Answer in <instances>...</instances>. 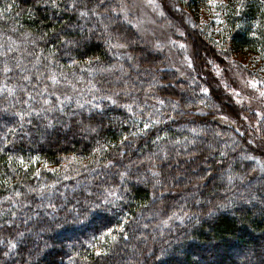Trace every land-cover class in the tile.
Wrapping results in <instances>:
<instances>
[{
    "label": "trees",
    "instance_id": "trees-1",
    "mask_svg": "<svg viewBox=\"0 0 264 264\" xmlns=\"http://www.w3.org/2000/svg\"><path fill=\"white\" fill-rule=\"evenodd\" d=\"M75 2L92 8L101 0ZM120 2L103 0L105 6L113 7ZM164 2L162 0L161 6ZM72 4L73 0H56L55 6L52 0H0V87L6 85L14 90L0 91V149H3L0 151V264H264V183L254 189L250 187L252 181L264 174L260 168L264 162L259 156L240 158L242 146L254 144L262 149L264 138L254 141L250 133L238 134L234 123L236 129L230 125L234 120L246 129L249 125L245 117H258L257 112L263 109L255 106V113V107L238 108L234 103L235 95L215 88L216 80L209 71H205L207 79L203 80L210 82L211 94L201 92L198 86L188 85L184 80L183 91L172 90L170 82L174 81V73L167 68L170 67L168 62L150 56L143 39L144 46L139 49L135 47L137 43H132L138 42L134 23L128 24L120 18L123 15L120 12L107 13L117 18L109 31L122 33L127 40L120 42L130 46L110 48L102 39L106 34L100 21L107 23L104 15L89 12L82 16ZM232 8L228 25L221 34V38L226 36L222 43L230 46L226 50L264 55L262 0H245V6L239 11ZM98 10L103 12L102 8ZM166 14L169 15L167 11ZM183 15L184 10H180L171 17L184 24ZM128 16H133L130 10ZM195 30L206 49L198 44L193 46L195 37L188 33L193 51L200 58L199 68L209 67L201 53L221 64L227 51L218 48L221 45L206 29L198 25ZM252 32L257 35L253 37ZM228 37L232 38L231 42H227ZM91 57H99V63L88 64ZM73 61L81 63L73 64ZM5 65L10 69L7 73L3 71ZM37 72L43 75L38 76ZM52 73L57 75L58 84L47 79ZM26 75L29 80L24 79ZM153 76L160 82L156 83ZM236 77L237 73H231L227 80ZM92 84L96 88H92ZM45 86L48 92L43 91ZM65 95L70 99L64 100ZM105 95H112L117 103L103 99ZM93 96L100 99L93 100ZM158 98L163 99L164 104H160ZM210 99L213 102L216 99L219 112L215 105L206 108L199 104L204 100L209 105ZM90 100L101 108H92ZM169 100H174L170 102L171 114H167L165 121L154 124L153 121L157 118L161 121V116L167 112ZM125 104L132 106L131 112L123 107ZM198 108L203 111L198 112ZM30 109L36 111L23 118L17 115ZM237 111L241 113L239 116ZM145 123L150 127L144 133L135 137L129 135ZM262 124L250 131L263 134L264 122ZM92 128L96 131H91ZM64 129L74 137L69 138ZM190 129H196L192 131L196 135L191 134ZM42 130L53 135L55 141L39 142L37 135ZM217 133L224 138V145L218 143ZM157 135L162 139L157 140ZM125 137L128 138L125 140ZM105 144L108 147L103 149V155L96 154L102 163L97 167L95 162H89L94 159L92 149ZM206 144L211 145V151H204L208 149ZM199 146L205 154L198 150ZM165 151L167 158L162 159ZM208 152L210 162H205ZM73 155L83 158L86 167L71 160ZM250 155L247 150V157ZM19 156L25 161L32 156L39 159L25 168L16 159ZM148 156L153 159L147 160ZM107 160H113L115 166H104ZM252 165L256 167L255 173H252ZM178 167L186 170L180 171ZM51 168H59V171H49ZM204 168L213 178L222 173L231 175L230 188L222 193L223 185L208 179L202 182ZM36 169L40 170L39 176L32 174ZM120 171L128 173L126 182L119 180ZM153 171L159 172V176H153ZM194 172L198 173L195 180L190 185H182ZM138 176L143 182L136 179ZM157 179L160 184H155ZM4 180L8 183L4 184ZM101 180L120 184L118 195L124 198L119 205H113L106 212L86 211L79 218L75 212L69 214L71 209L81 211L80 205L85 199L99 195L96 185ZM55 181L59 183L54 184ZM41 183L51 187L44 191L39 188ZM31 188L44 194L37 195ZM16 192L21 195L16 196ZM252 192L253 201L248 197ZM234 198L236 202L231 203V207L219 206L213 220L204 221L215 201ZM41 203L43 208L39 207ZM49 203L55 208H49ZM13 211L16 216L10 215ZM173 211L188 216L183 222L172 220L164 224ZM53 212L56 213L55 224L41 223L45 218L52 221ZM120 224L124 227L120 228ZM108 228L113 229L111 234ZM43 230L47 231L35 241L34 234ZM18 231L24 232V237L16 240L15 249L7 248L6 242L15 238ZM62 232L77 233L78 238L67 242L66 237L56 239Z\"/></svg>",
    "mask_w": 264,
    "mask_h": 264
},
{
    "label": "rangeland",
    "instance_id": "rangeland-1",
    "mask_svg": "<svg viewBox=\"0 0 264 264\" xmlns=\"http://www.w3.org/2000/svg\"><path fill=\"white\" fill-rule=\"evenodd\" d=\"M126 1L128 5L133 4L132 7L129 6V10L133 13V16H128L129 19H134L135 22H138V26H134V32H136V35L138 36V42L133 41L132 43L136 44V49H139L144 46V43L147 45L146 50L151 54H149L152 57H155L157 59H165L164 61L168 62V65L170 67H167L168 69L172 70L174 73L173 82H170L172 85V90L174 91H183L185 88L183 87V82L187 81L190 84H195L199 87V89L203 87H207L209 89V92H206V94H211L212 91L210 89V82H207L203 80L204 78L207 79V76L205 74V71H209V73L212 75V77L216 80L215 82V88L219 87L221 90L223 89V92L229 91V93L233 94L230 89H236L238 90V94L234 97V103L237 105L238 108L241 107H255L259 106L262 111H258V117H249L247 118L248 126L246 129L239 127L238 124L232 121V124L230 125L232 127L233 123L236 126L237 133L240 134L242 132H248L250 133V137L254 141H262L264 138V130L263 134L259 135L257 132H252L250 129H255V126H259V124L263 125L262 122H264V102L261 101L259 98L258 88L264 87L261 85H258L256 89L251 88L248 85V81H250L253 77L256 79H264V71H261V69H264V55L263 53H254V52H247L243 54H238L234 51H228L227 49H230V46H227L223 44L225 35L222 36L221 34H224L225 27H227L228 22V16H229V10L231 7H233L231 10L234 11L236 9L235 5L238 3L236 0H224L223 4H214L209 5L207 3V0H177L174 1H165L163 4V9L161 6L162 0H155V3H149V0H124ZM173 5H176L175 7ZM182 8L184 10V24L179 23L175 18H172L171 15L176 14L179 12V9ZM166 11L169 13V15L166 14ZM216 16H219L220 20L223 21V23H219ZM189 21H191L192 24L201 26L210 37H213L217 40L220 47H218L220 50H226L225 52L226 56L221 59V64L207 59V56L203 53L200 55H203L202 57L205 58L208 68L201 69L198 66V59L197 53L194 50L193 46L196 44L203 47L204 50L205 46L204 43L201 42L199 39V35L196 33V30L194 31L192 25H189ZM186 28V29H185ZM221 29V31H217V29ZM200 29V27H199ZM139 32V33H137ZM188 33H191L192 36L195 37L193 46L190 44L189 39L191 38ZM227 33V32H226ZM225 33V34H226ZM142 38H140V37ZM198 38V40H197ZM145 41H143V40ZM231 37L227 38V42H231ZM144 42V43H143ZM192 43V42H191ZM157 44L161 45V47H157ZM184 44L186 47L182 48L180 45ZM128 47L129 43H128ZM191 57L192 58V65L189 67L188 63L186 62L187 59ZM203 68V67H202ZM166 69V70H168ZM183 73V75H181ZM231 73H237L236 78L233 80H227V75ZM202 78V79H201ZM182 79V81H180ZM184 80V81H183ZM144 85V88L147 89ZM149 86V85H148ZM199 91V90H198ZM200 92V91H199ZM205 93V92H204ZM217 94L214 93L215 98ZM209 96V95H208ZM256 97L253 99V97ZM233 98V97H231ZM217 99V98H216ZM216 99L214 102L210 99V104L207 105L204 104L206 108L212 107L213 105L216 106L217 104ZM174 100H169L168 105L166 102V108L167 112L161 116V121H165L167 114H171L172 106L170 105V102ZM201 101V100H200ZM199 101V104H200ZM236 101H240L237 103ZM224 108V105L222 106ZM219 112V111H218ZM254 112L256 113V107L254 109ZM219 114V113H218ZM189 115V113H188ZM222 117V116H221ZM242 118V117H240ZM217 119H219L217 117ZM234 119V117L232 118ZM222 119L221 121H223ZM190 121V120H187ZM231 121V120H229ZM63 123L66 122L65 120L62 121ZM60 122V125H63V123ZM229 124V123H228ZM63 127V126H62ZM210 126H208L207 129H209ZM191 134L196 135L192 133V130H189ZM64 132L68 134L69 138L74 137L73 133L67 132L66 129H64ZM88 133L89 132H85ZM37 138H39V142L44 139H49L52 141H55V137L51 135L48 131L42 130V133L37 135ZM216 139L218 143L224 145L222 136L217 133ZM220 140V141H219ZM35 141V140H34ZM200 144L202 143L201 139L197 140ZM196 141V142H197ZM245 148H243V152L240 153V158L244 159L247 157V150H250V156L257 158V156L260 157V161L264 162V148H258L254 144L252 146H249L247 144L244 145ZM249 147V148H248ZM202 147L199 146L198 150H200ZM208 148L204 151H211L212 147L209 144H206V147ZM227 150L230 149L227 147ZM255 150V151H254ZM202 154V149L200 150ZM208 154L205 157V162H210V155L211 153L208 152ZM203 158V157H201ZM202 160V159H201ZM256 163V162H253ZM147 164V170H149ZM217 165V164H216ZM180 171H185L186 168L178 167ZM256 167L252 165V173H255ZM202 173H205V176L202 177L200 180L202 182H206L205 180H212L217 185L224 186V189L222 193H225L226 190H228L231 186L228 175L226 173L218 174L214 178L207 175L206 168L202 169ZM198 173H192L190 177L187 178V180H184L182 185H190L195 179ZM208 176V177H207ZM204 179V180H203ZM174 182H177V180H174ZM211 183V182H210ZM264 183V174L261 173L259 177H257L254 181L250 183L251 188H257V186ZM173 186H176V183H174ZM228 186V188H227ZM249 199L254 200L255 195L252 193L249 194ZM236 198H234L231 201H222L217 200L213 204L212 209L208 211V213L205 214L204 221L211 222L216 215V210L220 205L231 207L233 203H235ZM244 201V200H243ZM248 200L245 199V202ZM208 203V201H207ZM232 203V204H231ZM263 205V204H262ZM262 209H264V205L262 206ZM209 229H207L208 231ZM45 231H40L38 234H34L35 241L42 238V235ZM62 237H66V242L69 240H74L78 238V234L76 233H70V232H62L58 236H56V239L61 240ZM44 246L43 248H46ZM234 253L235 251L232 250ZM236 253V252H235Z\"/></svg>",
    "mask_w": 264,
    "mask_h": 264
},
{
    "label": "snow or ice",
    "instance_id": "snow-or-ice-1",
    "mask_svg": "<svg viewBox=\"0 0 264 264\" xmlns=\"http://www.w3.org/2000/svg\"><path fill=\"white\" fill-rule=\"evenodd\" d=\"M53 2V5L55 6L56 5V0H52ZM224 0H207V3L209 5H214V4H223ZM149 3H155V0H149ZM262 3H264V0H262ZM174 7L176 5H173ZM245 6V0H238V3L235 5L237 11L243 9V7ZM72 7L77 9L80 14L82 16H87L89 12H92L94 13L96 16H100V15H104L105 17V20L107 21V23L104 22V20H101L100 21V24H102L103 28V32L106 34L102 37V39L104 40V42L106 44L109 45L110 48H126L128 47V43L125 42V43H121V39H124V40H127V37L123 36L122 33H120L119 31L116 32V33H113L111 31H109V26L110 25H113V24H116L117 23V18H114L110 15H107V13H110V12H120L122 13V19L126 20L128 22V24H132V20H129L128 19V11H129V7L126 3L123 2V0H121V2L119 4H117L115 7H113L111 4H108L107 6L104 5L103 3V0H101L100 3H97L96 5H94L92 8H86V6H81V5H78L75 0H73V4H72ZM103 9V12L101 13L98 9ZM217 19V21L219 23H223L222 20H220L219 16H216L215 17ZM138 23V22H137ZM189 23H191V21H189ZM135 26V25H134ZM193 28H196L198 27L197 25L193 24L192 25ZM237 28L240 27V25H236ZM217 31H221V29H217ZM251 35L253 37H255L257 35L256 32H252ZM116 40V43L113 44V40ZM262 39H264V37H262ZM182 48L186 47V45L184 44H181L180 45ZM157 47H161V45L157 44ZM9 51H11V49H9ZM129 59H132V57H129ZM93 61L99 63L100 61V58L99 57H91L87 63L88 64H91L93 63ZM189 65V67H191L192 65V58L189 57L186 61ZM77 63H81V61H73V64H77ZM17 67H20L19 64L16 65ZM35 67V65H33ZM10 69L8 68L7 65H5L3 71L4 72H8ZM21 71H23V69L21 68ZM49 71H51V69H49ZM261 71H264V69H261ZM37 75L40 76V75H43V73L41 72H37ZM60 75L63 76V73H61ZM181 75H183V73H181ZM24 79L25 80H29L30 77L29 76H24ZM47 79L50 80L52 82V84H58L59 83V80L57 78V75L55 73H52L51 75L47 76ZM153 80L156 81V83H159L160 81L159 80H156V77L153 76ZM248 85L251 87V88H254L256 89L258 85H261V86H264V79H256L255 77H253L250 81H248ZM92 88H96V85L95 84H92L91 85ZM153 87V85L150 83L149 84V89H151ZM7 88V90L9 92H12L14 91L13 89L11 88H8V86H3V87H0V91H4L5 89ZM48 87L45 86L43 91L44 92H48ZM258 90V93H259V98L261 99L262 102H264V87H260L257 89ZM97 91H99V89H97ZM201 92H209V89L207 87H203L200 89ZM230 91H232L233 95H237L238 94V90L236 89H230ZM125 94H127V91H125ZM256 97L254 96L253 99H255ZM70 97H68L67 95L64 96V100H69ZM97 99H100V97H97V96H93V100H97ZM103 99L105 100H108L110 101L111 103L113 104H116L117 103V100L116 99H113V96L112 95H105L103 96ZM159 99V98H158ZM237 103H239L240 101H236ZM44 103H48L47 100L44 101ZM77 103H79L77 101ZM88 103L92 106V108L94 109H100L101 108V105L100 104H93L92 101H88ZM159 103L160 104H164V100L163 99H159ZM201 104H205V101L204 100H201L200 101ZM82 107V105H80ZM124 108H127L129 112L132 111V106L130 104H125L123 105ZM7 110V109H5ZM61 110H62V106H61ZM36 109H30L29 111H23V112H18L17 115H19L21 118L27 116V115H30L31 112H35ZM41 111H43V109H41ZM198 112H202L203 110L198 108L197 109ZM237 116H239L241 113L239 111H237ZM169 119H171V117H169ZM224 119H228V117H224ZM245 119H247V117H245ZM124 123H127V121H124ZM154 124L156 123H160V120L157 118L155 121H153ZM150 127V125L148 123H145L143 125L142 128H137L136 132H132L130 133L129 135L132 136V137H135L136 135L140 134V133H144L145 129H148ZM91 131H96L95 128H92ZM192 131H196V129H193ZM165 136L167 135V133L164 134ZM128 137H125L124 139L126 140ZM156 139L157 140H161L162 137L157 135L156 136ZM8 143H10V141H6ZM108 145L105 144V145H99L98 147L96 148H93L92 149V154H93V157L94 159L93 160H90L89 162H95L97 167H101L102 166V163L100 162L99 160V156L96 155V154H100V155H103V149L107 148ZM0 151H3V149H0ZM161 151H164L163 149ZM120 155H123V153L121 152ZM155 155V154H153ZM226 155V154H225ZM167 158V152L165 151L164 153V156L162 157V159H166ZM18 161H19V164L22 165L23 167L27 168L29 166V164L32 162V161H35V160H38L39 157L37 156H32L28 161H25L24 157L23 156H19L16 158ZM67 159V158H66ZM147 160H152L153 159V156H148L146 157ZM246 159H255V157H246ZM12 158L9 157V161L11 162ZM71 160L75 161L76 163L80 164L81 167H86L83 163V158H78L76 157L75 155L71 156ZM104 166H115V162L113 160H107L106 161V165ZM44 167L47 168V163L44 164ZM64 167L66 168L67 165L65 164ZM260 168L262 171H264V163H262L260 165ZM87 170V169H86ZM49 171H52V172H58L59 171V168H51L49 169ZM34 176H39L40 175V170L39 169H36L33 173H32ZM104 175H108L107 173H104ZM153 176H159V172L157 171H153ZM118 177H119V180L122 181V182H126L127 179H128V173L126 171H120L118 172ZM65 179H67V176H65ZM137 180H140L141 182L142 181V178L141 177H136ZM229 180L232 179V176L230 175L228 177ZM241 179H243V177H241ZM4 184H7L8 183V180H4L3 181ZM59 181H55L54 184H58ZM155 184H160V180L157 179L155 181ZM155 184L153 185L155 187ZM51 186L50 185H46L44 183H41L39 185V188L44 190V191H47L49 190ZM120 190V184H117L115 183L114 181L112 183H109L107 180H101V182L96 185V191L99 193L98 196L95 197V199H85L84 200V203L80 205V209L81 211L79 212H76V209H71L70 210V213L71 214L72 212H75L76 213V216L77 218H79L80 215H83L86 211H109L111 210L112 206L113 205H116L118 206L119 205V201L121 199H123L124 197L122 195H118V191ZM31 192L33 193H36L37 195H43V191H40L38 192L37 189L35 188H31L30 189ZM16 196H20L21 194L19 192H16L15 193ZM7 199V198H5ZM97 200H99V203H97ZM15 203V201H14ZM22 206V205H21ZM39 207L43 208L44 207V204L41 203L39 205ZM48 207L49 208H55V205L54 204H51L49 203L48 204ZM220 207H223V205H220ZM11 216H16L17 213L15 211L11 212L10 213ZM188 216L187 213H182L180 215L177 214L176 211H173L171 213V216H169L166 220L163 221L164 224H168L170 221L172 220H179L181 222H183V220ZM55 220H56V213L53 212V219L52 221H48L47 218H45L44 220H41V223H45V224H55ZM57 227H59V225H56ZM120 228H123L124 227V224H120L119 225ZM26 231H30V230H27ZM107 232L109 234H111L113 232V229L112 228H108L107 229ZM25 233L24 232H20L18 231L16 233V237L13 238L12 240H9L6 242V246L7 248L9 249H15L17 247V243H16V240L18 238H22L24 237ZM112 239L115 240L116 237L115 236H112ZM99 254V253H98ZM4 255H7V253H4ZM162 255H163V252H162Z\"/></svg>",
    "mask_w": 264,
    "mask_h": 264
},
{
    "label": "bare ground",
    "instance_id": "bare-ground-1",
    "mask_svg": "<svg viewBox=\"0 0 264 264\" xmlns=\"http://www.w3.org/2000/svg\"><path fill=\"white\" fill-rule=\"evenodd\" d=\"M128 19H129V18H128ZM130 20H132V22H133L136 26H138V23L135 22L134 19H130Z\"/></svg>",
    "mask_w": 264,
    "mask_h": 264
}]
</instances>
